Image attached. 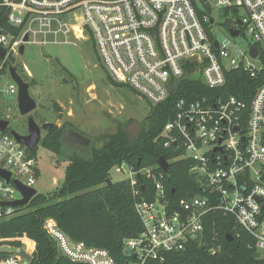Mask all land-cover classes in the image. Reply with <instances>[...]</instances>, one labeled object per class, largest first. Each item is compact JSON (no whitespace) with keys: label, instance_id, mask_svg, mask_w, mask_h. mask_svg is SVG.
I'll return each instance as SVG.
<instances>
[{"label":"built area","instance_id":"1","mask_svg":"<svg viewBox=\"0 0 264 264\" xmlns=\"http://www.w3.org/2000/svg\"><path fill=\"white\" fill-rule=\"evenodd\" d=\"M0 7L15 29L0 31V82L9 74L6 61L17 63L25 45H75V40L91 37L109 80L149 105L167 101L185 79L197 78L214 90L197 99L178 98L173 117L157 138L176 153L173 160L190 161L189 173L200 193L179 197L172 188L170 196L166 173L157 164L135 169L121 162L112 168L127 173L122 180L132 189L142 230L123 240L124 257L118 261L105 248L72 240L48 219L44 229L61 255L84 264H176V254L189 244H203L209 214L220 212L254 238L264 261V84L249 103L215 92L231 70L242 68L254 76L262 69L264 0H0ZM239 36L247 38L244 45L236 40ZM251 48L257 50L254 58ZM17 89L11 79L7 93ZM37 162L7 129L0 130V168L10 173L9 182L0 176V221L23 211L2 202L22 198L14 181L35 185ZM143 178L151 183V197L141 192ZM8 240L21 241L20 251L32 255L35 250H27L30 239L25 235L0 239V244ZM220 250L208 248L211 254ZM18 252L7 253L0 264L27 263Z\"/></svg>","mask_w":264,"mask_h":264},{"label":"trees","instance_id":"2","mask_svg":"<svg viewBox=\"0 0 264 264\" xmlns=\"http://www.w3.org/2000/svg\"><path fill=\"white\" fill-rule=\"evenodd\" d=\"M1 30L15 32L14 28L7 25L5 11L0 7ZM89 41H92L91 37ZM259 56L263 67L254 76L242 68L231 70L226 75L225 85L215 92L234 95L249 103L256 89L264 84V52L260 51ZM10 65H17L12 58L6 61L5 67ZM106 79L116 87L122 86L109 80L107 75ZM212 91L197 78L183 80L176 93L167 101L150 105L141 124V132L135 138H131L123 127L124 123H120L113 132L100 136L99 139L103 141L100 147H95L93 140H90V145L82 148L86 155L69 150L64 138L67 129L55 126L43 137L41 145L67 162L63 180L54 193H37L27 205L20 206L22 212L1 220L0 239L22 235L30 239L26 240L29 251L34 246L35 250L31 260L25 264H84L72 262L61 255L56 242L44 229L45 221L52 219L72 240L105 248L120 261L124 257L123 240L137 236L142 230V224L134 210V196L128 181L120 180L111 186L107 185L105 180L109 178V171L121 162L135 169L155 167L157 159L163 157L169 164L163 179L168 195L171 196L172 188L178 192L179 197L200 193L198 182L189 173L190 161L173 160L176 153L165 148L162 139L157 138L173 117L174 102L178 98L197 99ZM36 150L37 147L31 152L32 155H35ZM142 183L144 189L141 192L151 197L150 181L143 178ZM226 234H231L233 239L227 240ZM6 243L15 247L21 245L16 240H8ZM254 243V238L238 226L232 216L214 212L209 214L203 244H189L186 251L176 254L175 263L264 264ZM204 244L206 246L203 247ZM210 245L220 246L221 250L211 254L208 251ZM6 255L7 252L0 251V258Z\"/></svg>","mask_w":264,"mask_h":264},{"label":"rangeland","instance_id":"3","mask_svg":"<svg viewBox=\"0 0 264 264\" xmlns=\"http://www.w3.org/2000/svg\"><path fill=\"white\" fill-rule=\"evenodd\" d=\"M220 21L223 22L224 18H220ZM220 32L224 33L225 30L221 27ZM236 40L241 45L247 42V38L242 36ZM16 62L18 74L29 84V94L36 101V108L29 113L36 123L40 126L44 122H52L56 127L74 129L93 140L97 148L103 143L99 139L101 135L113 132L120 123L131 120L142 123L150 109L144 98L126 86L116 87L106 79L93 42L88 37L75 40V45H25V52ZM10 83L9 74L0 82V116L8 120L9 128L26 135L27 115L19 114L17 93H7ZM41 136L35 153L40 173L33 188L38 194H52L63 180L67 162L44 148L41 145L44 134ZM68 145L69 150L86 155L82 148H87L90 142L85 147ZM126 176V172H119L115 168L109 172L112 182ZM0 251L17 253L20 250L3 243L0 244Z\"/></svg>","mask_w":264,"mask_h":264},{"label":"water","instance_id":"4","mask_svg":"<svg viewBox=\"0 0 264 264\" xmlns=\"http://www.w3.org/2000/svg\"><path fill=\"white\" fill-rule=\"evenodd\" d=\"M236 31H232L231 34L233 36L236 35ZM24 41H26L27 37L25 36ZM216 45V43H215ZM24 46L21 45L19 48L20 53L23 52ZM4 55V50L0 47V56ZM250 55L254 58L257 55V50L255 48H251ZM8 72L10 74L11 79L16 83L17 89V107L19 114L21 116H26L31 111L36 108V101L30 96L29 94V84L25 82L22 77L17 72V67L15 65H10L8 67ZM141 124L137 121H127L123 124L124 129L126 132L131 136V138H135L141 132ZM9 125L8 120H4L0 118V130L4 131ZM55 127V124L52 122H44L40 126L36 123L32 116L27 118V130L28 133L26 135H21L15 130L10 129L9 132L15 137V139L24 145L29 151H34L37 144L41 139V131H45L49 133ZM67 141L76 143L80 146H87L90 142L89 139L82 136L80 133L74 131L73 129H69L68 135L66 137ZM158 167L164 172L167 173L168 171V163L163 157H159L156 161ZM0 176L9 182L10 180V173L2 168H0ZM16 187L18 188L19 192L22 195L21 199L9 201V202H2V204H8L13 206H24L27 205L30 200L37 194L36 189L32 187H26L19 183L18 181H14ZM105 183L109 186L112 185V181L110 178H106ZM176 206V204H173ZM225 238L229 241L233 239L231 234H226ZM204 247V246H203ZM20 256H22L26 261H30L32 255L25 252L20 251L18 252ZM128 254V252H126Z\"/></svg>","mask_w":264,"mask_h":264},{"label":"flooded vegetation","instance_id":"5","mask_svg":"<svg viewBox=\"0 0 264 264\" xmlns=\"http://www.w3.org/2000/svg\"><path fill=\"white\" fill-rule=\"evenodd\" d=\"M30 116V114H27V116H26V121H27V118ZM27 123V122H26ZM27 125V124H26ZM69 129L70 128H68L67 130H66V132H65V136H64V138H65V140H66V142L67 143H69V144H72V145H76V146H79L80 147V145H78V144H76V143H72V142H69V141H67V139H66V137H67V135H68V131H69ZM74 130V129H73ZM74 131H76V130H74ZM77 132V131H76ZM42 134H44V136L46 135V132L45 131H41V135ZM43 136V137H44ZM41 138H42V136H41ZM41 140V139H40ZM40 142V141H39Z\"/></svg>","mask_w":264,"mask_h":264},{"label":"bare ground","instance_id":"6","mask_svg":"<svg viewBox=\"0 0 264 264\" xmlns=\"http://www.w3.org/2000/svg\"><path fill=\"white\" fill-rule=\"evenodd\" d=\"M9 128V125H8V127L6 128V129H8ZM37 147V146H36ZM168 163V162H167ZM168 166H169V164H168ZM33 188V187H32Z\"/></svg>","mask_w":264,"mask_h":264}]
</instances>
